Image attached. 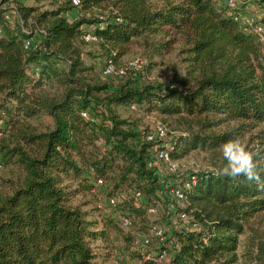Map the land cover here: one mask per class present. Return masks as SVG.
I'll use <instances>...</instances> for the list:
<instances>
[{
  "label": "trees",
  "instance_id": "1",
  "mask_svg": "<svg viewBox=\"0 0 264 264\" xmlns=\"http://www.w3.org/2000/svg\"><path fill=\"white\" fill-rule=\"evenodd\" d=\"M9 1L16 0H0V124L6 134L0 163L14 167L18 176L0 187V264H96L91 243L106 242L109 230H121L115 213L130 217L139 231L155 223L146 210L163 208L161 192L169 188L148 165L151 144L139 140L134 122L119 116L115 106L134 105L164 123L183 124L187 133L176 137L173 159L245 134V145L254 140L256 156L264 157V0H247L260 9V35L243 30L223 0H79L84 11L103 8L109 14L72 21L61 15L72 8L66 0L41 12L22 7V24L3 18L2 6ZM85 33L96 37L100 53L114 64L135 39L162 36L157 47L164 52L179 39L190 83L179 91H157L150 85L112 89L86 80L80 47ZM59 61L64 68L57 67ZM43 80L60 84L57 97L40 90ZM84 111L86 117L80 115ZM40 115L50 119L42 130L28 121ZM94 178L103 181L105 197H116L113 217L95 218L102 207L86 210L87 202L74 201L83 193L94 197ZM184 180L189 187L182 188L184 207L177 209H190L201 226L211 222L213 232L203 244L197 231L172 230L179 247L169 264L234 261L243 223L255 217L264 223V190L210 170L189 172ZM135 192L141 194L137 204ZM123 238L130 244L131 233ZM135 264L157 263L139 254Z\"/></svg>",
  "mask_w": 264,
  "mask_h": 264
},
{
  "label": "rangeland",
  "instance_id": "2",
  "mask_svg": "<svg viewBox=\"0 0 264 264\" xmlns=\"http://www.w3.org/2000/svg\"><path fill=\"white\" fill-rule=\"evenodd\" d=\"M247 0H235L233 6H227L230 13H245L252 17H259V11L256 10L255 4ZM66 0H16L12 1L14 9L17 10L22 16V7H33L36 12L43 10H52L57 6L66 5ZM3 7H9L8 3H4ZM109 14L108 9L103 8H91L90 10H82L78 8H71L62 11L61 15L67 20H76L79 18L84 19H104ZM258 16V17H257ZM30 17H32L30 15ZM97 25L100 23H96ZM95 24V25H96ZM83 30H90L91 25H82ZM37 37V35H34ZM157 40H163L162 36L150 37L147 41L140 39L133 40L128 46L125 54L121 56L117 64L125 63L134 57H142L147 60V65L137 74H127L123 78H117L115 75L104 76L102 74V68L105 64V58L100 53L95 41H84L81 43V57L83 66L88 68L85 73L86 80L94 79L100 82L108 84L112 89L118 88L123 85H130L138 87L141 85H150L157 91L163 90L169 83H177L180 88H187L190 81L187 78L185 72V63L182 60V54L180 48L182 43L179 39H176L172 44L170 50L164 52L162 49L157 47ZM162 51V52H161ZM65 63L62 61L57 62V67L64 68ZM40 90L49 96L57 97L61 91L60 84L52 80L47 82L42 81ZM115 112L122 118H126L128 121L134 122V130L142 133L154 120H160V118L153 112L143 111L141 108H130L125 106L113 107ZM33 126L37 127L38 130H42L50 124V119L44 115H40L37 119L28 120ZM162 122V121H161ZM164 123V122H163ZM165 126L167 127L168 133L167 138L170 140L177 136H182L187 133L183 124H179L176 121H166ZM4 128L0 124V140L4 139L6 134ZM243 144L247 143L248 134L243 135L241 138ZM255 143V141L253 140ZM254 143H249L248 147L253 150L255 154L258 153L257 146H253ZM226 161L223 158L222 150L220 146L213 150H201L195 149L190 151L187 155L175 160V170L173 173L166 174V178L179 179L185 177L189 172H201V171H213L218 173V170L224 167ZM164 169L163 164L160 166ZM18 171L12 166H3L0 169V187L5 189L10 183H14ZM9 181V182H8ZM175 187L174 185H170ZM162 199L166 200V204L163 208L157 209L154 213L148 214L149 220L155 221L159 225L163 232H166V213L173 211L175 207L182 205V202L175 200L170 195L169 191H164L161 195ZM74 201L87 202L84 209L95 208L98 206L95 197L90 194L77 195ZM102 205V203H100ZM165 209V210H164ZM109 215L113 217L114 211L108 209L105 205L101 209H98L93 213L95 218L102 219L103 215ZM174 212L170 216H172ZM136 226L130 224L128 230H109V239L106 242L102 240H95L91 243L94 246L96 264H135L137 256L141 251L155 252L160 246V240L150 237L148 244L140 246V252L132 249L131 244H128L127 240L123 238V234L127 232H135ZM244 231L237 237V246L235 249L234 261L227 264H264V223L259 221L258 217L251 218L243 223ZM143 232V231H142ZM147 232V231H145ZM260 247L262 251H260ZM168 256L171 254V249L167 250Z\"/></svg>",
  "mask_w": 264,
  "mask_h": 264
},
{
  "label": "built area",
  "instance_id": "3",
  "mask_svg": "<svg viewBox=\"0 0 264 264\" xmlns=\"http://www.w3.org/2000/svg\"><path fill=\"white\" fill-rule=\"evenodd\" d=\"M226 6H233L235 0H223ZM9 7H3L2 16L3 18L10 24L19 23L22 24L20 14L17 10L14 9V6L11 4L12 1L7 2ZM72 8H78L80 6L79 0H70ZM256 10L259 11V17L261 15L260 9L256 6ZM232 19L235 22H238L239 25L243 30H251L259 35L262 33V28L258 22L259 17L254 18L251 15L245 13H232ZM68 21H72L68 20ZM1 32V31H0ZM82 38L86 41L96 40V37L91 35L90 33H85ZM29 46L28 41L23 42V49H27ZM147 65V60L142 57H134L129 61L121 64H114L110 59L105 60V64L102 68V74L104 76H111L115 75L117 78H123L127 74H137L141 72V70ZM30 73V71H29ZM31 74L37 77V68H33ZM166 90H182L177 83H169L164 88ZM130 108H135L134 105H130ZM81 116L86 117V112H81ZM168 131L165 124L159 120H154L149 127L143 131L142 133L139 132V140L142 142H146L151 144L148 149V165H150L154 169V173L158 179V181L164 186L168 187V190H163L161 195L164 191H169L170 195L173 199L182 202V205L179 207H175L172 212L169 211L170 206L168 207V213H166V232H163L162 228L157 225L156 223H150L147 232L142 231H135L131 233V248L141 250L140 246H144L149 243L150 237L156 238L160 240V244H162L157 248L155 252L150 251H141L140 255L143 259L153 258L157 264H169V256H168V249L176 250L179 247V242L177 238L172 234V230L174 229H187L191 231H197L200 233V241L203 244L208 242V238L212 235L213 227L211 226V222H207L206 225L201 226L198 222L194 220L192 215L189 213L191 210L188 211L179 210L177 208H183V189H187L189 187V182L185 181V177H180L179 179H169L166 178L165 173L168 175L173 173L175 170V160L170 156V152L176 150L175 149V138L168 139ZM98 144L103 149L102 140H98ZM160 163L163 164L164 169L160 166ZM2 165L0 163V169ZM190 182H194V177L190 175ZM170 185H174L175 187H171ZM97 201V205L103 207L105 205L108 209L113 208L116 197H105L103 194V181L100 178H94L92 182V188L90 190ZM134 201L136 204L138 200L141 198V194L138 192L134 193ZM102 203V205H100ZM157 210V207H149L147 208L146 212L148 214L154 213ZM116 214V225L121 230H128L130 228L131 219L130 217L122 214ZM222 262L221 258L212 259L208 262L201 263V264H218ZM198 264V263H195Z\"/></svg>",
  "mask_w": 264,
  "mask_h": 264
},
{
  "label": "clouds",
  "instance_id": "4",
  "mask_svg": "<svg viewBox=\"0 0 264 264\" xmlns=\"http://www.w3.org/2000/svg\"><path fill=\"white\" fill-rule=\"evenodd\" d=\"M226 164L218 170V174L232 180L243 177L249 183H255L264 190V157H257L242 143L240 138L229 140L220 146Z\"/></svg>",
  "mask_w": 264,
  "mask_h": 264
}]
</instances>
